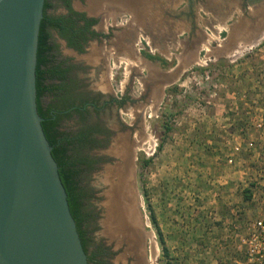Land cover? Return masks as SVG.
Segmentation results:
<instances>
[{"label":"rangeland","instance_id":"obj_1","mask_svg":"<svg viewBox=\"0 0 264 264\" xmlns=\"http://www.w3.org/2000/svg\"><path fill=\"white\" fill-rule=\"evenodd\" d=\"M159 1L163 7L170 2ZM174 1V12L183 11L185 0ZM246 4L249 21L244 20L237 1L230 9L199 4L196 16L203 40L196 53L190 51L192 42L190 50L182 48L178 39L183 31L176 20L161 13L144 16L141 27L134 29L131 60L125 50L109 51L116 52L111 71L119 86L132 65L149 69L140 65L139 51L165 55L168 63L189 64L184 75L172 82L175 70L165 72L166 96L156 108L147 110L144 135L129 166L120 173L122 179L113 175L110 184L103 182L104 176L98 180L104 184L96 191L98 200L103 207V200H115L128 232L132 230L133 239L141 242L146 264H236L243 260L231 234L243 231L248 219L259 216L246 193L260 181L255 179L257 165L247 149L252 134L259 150L262 134L250 129L248 120L253 101L262 96L264 80V35H259L264 29V0H246ZM134 91H141L138 82ZM239 142L244 150L236 164H229ZM223 181L227 184L221 185ZM127 230L113 236L119 247L129 237Z\"/></svg>","mask_w":264,"mask_h":264},{"label":"flooded vegetation","instance_id":"obj_2","mask_svg":"<svg viewBox=\"0 0 264 264\" xmlns=\"http://www.w3.org/2000/svg\"><path fill=\"white\" fill-rule=\"evenodd\" d=\"M236 1L244 20L249 21L246 0H185L183 11L178 13L174 12V0L165 7L159 0H45L41 24L48 36L54 66L65 71V76L46 80L47 85L60 89L47 94L42 103L44 107L52 103L60 109L59 130L70 135L74 141L70 153L81 163L79 186L84 197L80 229L89 264H146L141 242L133 239L132 230L128 232L115 200H103V207L96 191L104 186L98 181L103 176L107 184L113 175L122 179L120 173L129 166L134 148L144 135L147 110L156 108L166 96L169 86L165 72L171 73L179 65L177 59L168 63L165 55L139 51L140 65L146 64L149 69L142 71L132 65V71L119 86L111 71L116 52L112 55L110 49L125 50L131 60L136 42L134 29L141 27L144 16L161 13L176 20L177 28L183 31L182 35L179 33L182 39H178L182 48L190 50L192 42L190 51L196 53L203 40L196 16L199 4L230 9ZM148 55L159 60H151ZM182 73L175 77L183 76ZM136 82L141 87L139 94L134 91ZM121 229H126L129 237L119 247L112 239Z\"/></svg>","mask_w":264,"mask_h":264},{"label":"water","instance_id":"obj_3","mask_svg":"<svg viewBox=\"0 0 264 264\" xmlns=\"http://www.w3.org/2000/svg\"><path fill=\"white\" fill-rule=\"evenodd\" d=\"M44 7L0 0V264H89L38 113Z\"/></svg>","mask_w":264,"mask_h":264},{"label":"trees","instance_id":"obj_4","mask_svg":"<svg viewBox=\"0 0 264 264\" xmlns=\"http://www.w3.org/2000/svg\"><path fill=\"white\" fill-rule=\"evenodd\" d=\"M46 6V5H45ZM46 8V7H45ZM45 10V9H44ZM45 14V13H44ZM53 26H56L55 21H51ZM47 33L41 24L39 33V43L37 50V65H36V89H37V106L38 113L42 118V128L44 134L52 148V156L58 165V172L61 182L67 193V200L71 214L76 222L77 230L82 240V232L80 229V223L82 221L81 207L82 199L84 197L83 189L79 186V178L82 175L81 163L76 156L71 154V147L74 145V141L70 139V135L66 132L59 130L62 116L58 113L60 109H57L54 104L50 103L48 107H44L42 99L47 94H55L60 87L50 84H46L48 78H64L65 71L61 70L59 66H54L55 59L49 54L51 47L47 42ZM151 60H159L154 56L148 55ZM148 164V161L145 162ZM250 198V190L246 192ZM155 221V217H152ZM160 242L163 245L164 254H168V250L165 247L164 240L159 235ZM84 246V244H83ZM85 249V248H84Z\"/></svg>","mask_w":264,"mask_h":264},{"label":"built area","instance_id":"obj_5","mask_svg":"<svg viewBox=\"0 0 264 264\" xmlns=\"http://www.w3.org/2000/svg\"><path fill=\"white\" fill-rule=\"evenodd\" d=\"M256 99L250 107L248 126L262 134V146L259 150L254 147L256 141L251 134L247 150L253 158V163L257 165L255 179L259 178L260 181L253 183L248 190L251 202L257 206L259 216L248 219L243 231L237 228L238 231L231 234L237 253L243 257V260L237 261L236 264H264V80L262 96ZM243 150L242 143L235 144L228 163L236 164L237 157Z\"/></svg>","mask_w":264,"mask_h":264},{"label":"crops","instance_id":"obj_6","mask_svg":"<svg viewBox=\"0 0 264 264\" xmlns=\"http://www.w3.org/2000/svg\"><path fill=\"white\" fill-rule=\"evenodd\" d=\"M225 184H227V182L226 181H223V183H221V185H225ZM229 186H232L233 187V185H229ZM224 189H230L231 191H232V189H231V187L229 188V187H227V188H224ZM223 190V189H222ZM224 199V198H223ZM224 200H226V199H224ZM232 201H235L234 199H232ZM220 203H222V205L224 204V202H220ZM231 204L233 205V204H235L234 202H231ZM248 216V215H247Z\"/></svg>","mask_w":264,"mask_h":264},{"label":"bare ground","instance_id":"obj_7","mask_svg":"<svg viewBox=\"0 0 264 264\" xmlns=\"http://www.w3.org/2000/svg\"><path fill=\"white\" fill-rule=\"evenodd\" d=\"M152 250V249H151ZM153 251V250H152Z\"/></svg>","mask_w":264,"mask_h":264}]
</instances>
